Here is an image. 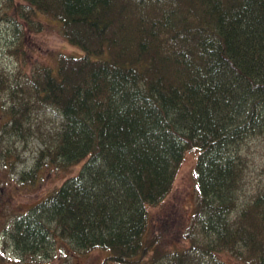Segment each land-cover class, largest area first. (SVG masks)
<instances>
[{
    "label": "trees",
    "instance_id": "obj_1",
    "mask_svg": "<svg viewBox=\"0 0 264 264\" xmlns=\"http://www.w3.org/2000/svg\"><path fill=\"white\" fill-rule=\"evenodd\" d=\"M0 19L19 34L11 53L49 21L81 49L0 67V140L57 119L15 179L80 162L3 221L6 259L46 264L67 243L104 250L99 264H264V179L246 185L242 152L264 128V0H0ZM187 152L195 201L184 245L166 248L147 206Z\"/></svg>",
    "mask_w": 264,
    "mask_h": 264
},
{
    "label": "rangeland",
    "instance_id": "obj_2",
    "mask_svg": "<svg viewBox=\"0 0 264 264\" xmlns=\"http://www.w3.org/2000/svg\"><path fill=\"white\" fill-rule=\"evenodd\" d=\"M14 16V14H11ZM14 24L0 19V67L9 73L17 70L29 71L34 63L45 62L53 59L57 51L78 54L81 49L70 44L60 33L57 23L49 21L44 27L34 29L24 28L21 45L13 53L8 49L17 42L19 34L13 28ZM15 27V26H14ZM6 97V96H4ZM2 114L0 111V121ZM50 119L48 125H44V119ZM41 120V121H40ZM41 126L36 128V122ZM39 123V124H40ZM57 123L56 116L51 112L38 113L31 126L32 132L24 138L3 135L0 140V264H13V252L2 241V223L9 218L11 213L23 211L30 203L36 201L46 192L57 186L65 177L74 174L80 162L66 167L44 165L37 171L33 182H20L15 179V174L28 168L32 163L36 149L42 145V134L47 126L53 127ZM257 137L247 141L242 149L246 161L244 179L250 186L258 180L264 179V128ZM193 153L187 152L178 167L170 190L155 204L147 206L148 209V234L157 232L160 235L162 245L166 248L184 245L182 238L183 226L187 221L190 207L195 201L191 168ZM14 171L12 172L11 167ZM244 196H239L242 199ZM61 248L60 254L54 256L46 264H99L105 251L99 248L86 252L73 250L67 243ZM220 256L229 264H246L243 261L231 257L223 252Z\"/></svg>",
    "mask_w": 264,
    "mask_h": 264
}]
</instances>
